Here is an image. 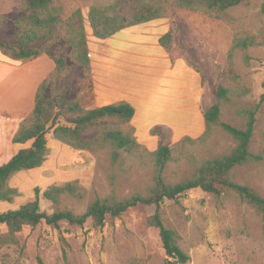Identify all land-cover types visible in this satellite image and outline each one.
Listing matches in <instances>:
<instances>
[{
	"label": "rangeland",
	"instance_id": "374dc122",
	"mask_svg": "<svg viewBox=\"0 0 264 264\" xmlns=\"http://www.w3.org/2000/svg\"><path fill=\"white\" fill-rule=\"evenodd\" d=\"M18 1L0 0L1 42L12 44L15 40L17 28L14 20L20 13ZM111 2L57 0L56 4L62 8L63 19L76 9L81 11L86 39L85 30L91 31L87 18L89 7H104ZM260 3L261 0H246L226 10L219 18L201 11L171 7L169 17L155 19L169 20L170 28H174L170 41L172 52L175 56L188 58L203 75L204 109L214 103L218 85L229 88L231 92L245 90L232 97L230 103L221 105L220 120L239 128L243 127L244 119L236 114L235 108L255 106L263 92L264 15L260 12ZM237 37L254 38V44L245 51L250 58L248 63L244 62L242 50L231 49ZM37 46L63 57L67 67L66 72L55 77L51 90L48 86L45 88V98L65 87L64 95L68 100L87 108L82 101L80 87L86 83L84 77L88 70L70 57V45L63 31L58 30L52 39L41 40ZM192 112L193 109H187L186 120L173 124L179 139L175 142L189 137L180 136L183 132L192 139H201L194 144L184 142L176 149L179 161L165 168L163 175L167 181H177L191 173L186 153L196 159H206L227 154L235 146L234 139L219 127L214 126L207 135L197 134L194 130L197 122ZM255 119L250 142L252 152L264 148V102L258 106ZM124 130L131 133L129 127ZM98 134V128L89 127L81 138L86 140ZM46 138L48 151L45 161L38 168L17 172L8 179V185L17 193L10 202L0 201V213L17 209L32 199L35 188L39 189L41 211L70 210L78 214L95 198L114 196L123 199L151 183L152 164L146 158L126 157L120 178L111 187L95 156L71 148L51 133ZM164 142L165 145L174 143ZM151 143L150 147H154ZM98 155L103 162L105 152ZM231 179L251 187L264 197V159L235 167L231 171ZM66 182L76 183L78 197L63 195L57 204L42 197L47 187ZM155 210L153 205H138L119 217H107L101 229H93L89 222L83 226L60 223L58 227L45 224L25 227L16 234L17 244L0 247V264H163L167 256L158 232L146 224ZM158 211L164 226L174 231L177 244L189 255L186 264H264V217L241 201L233 191L224 190L215 195L193 189L176 199H165ZM4 230L1 227V231Z\"/></svg>",
	"mask_w": 264,
	"mask_h": 264
},
{
	"label": "trees",
	"instance_id": "16d2710c",
	"mask_svg": "<svg viewBox=\"0 0 264 264\" xmlns=\"http://www.w3.org/2000/svg\"><path fill=\"white\" fill-rule=\"evenodd\" d=\"M56 1L19 0L17 8L23 15L14 20L17 28L15 43L0 41V52L11 60H29L45 53L55 64L51 77L44 80L36 91L33 110L19 123L12 137V143L19 145V149L6 163L0 165V201L10 202L17 193L16 189L7 183L13 174L38 168L45 161L48 133L71 148L87 151L95 156L111 187H114L120 178L126 157L149 160L152 164L151 183L142 191L123 199L114 196L95 198L78 214L70 210H55L51 213L41 211L39 189L35 188L32 199L17 209L0 213V247L17 244L16 234L25 227L34 228L38 224L58 227L60 223L83 226L89 222L93 229H101L107 217H119L126 210L138 205H153L156 210L147 218L146 224L158 232L162 249L167 256L163 264H186L190 259L189 255L177 244L174 231L164 226L158 211L160 203L165 199H176L193 189L215 195L224 190H231L241 201L249 204L257 214L264 217V197L251 187L231 179V171L235 167L264 159V148L256 152L250 151L255 114L258 106L264 102V80L263 92L255 106L235 108L236 114L244 119L241 128L221 121L220 113L223 102L230 103L232 97L239 96L245 90L231 92L229 88L217 86L214 103L203 112V135L209 134L214 126L219 127L234 139L235 146L227 154L206 159H196L192 154L186 153L191 173L177 181H167L163 175L165 168L170 163L179 161L176 149L184 142L194 144L201 138L184 137L172 145L160 144L155 150L149 151L139 144L133 135L130 119L134 111L129 104L118 102L103 107L84 108L78 102L65 97V87L45 98V88L48 86L51 90L55 77L66 72L67 67L63 57L56 56L47 49L32 48L30 45L49 37L52 39L58 30H62L70 45V57L84 69L89 68L81 11L76 9L63 19L62 8ZM244 1L246 0H112L108 6H90L87 18L93 36L106 39L121 29L167 18L171 7L201 11L210 17L219 18L226 10ZM260 12L264 15V0H261ZM173 35L172 27L159 39L160 44L169 48ZM253 44L252 37H237L233 40L231 49L242 50L244 62L248 63L250 58L245 51ZM172 56L176 57L173 52ZM189 63L197 69L192 61ZM89 127L98 128L99 134L94 138L82 139L81 135ZM127 127L131 128V133L125 132L124 128ZM101 151L105 152L103 162L98 155ZM77 190L75 182H66L63 185L47 187L42 192V197L57 204L63 195L78 197ZM1 227L5 230L1 231Z\"/></svg>",
	"mask_w": 264,
	"mask_h": 264
},
{
	"label": "crops",
	"instance_id": "0c3cea01",
	"mask_svg": "<svg viewBox=\"0 0 264 264\" xmlns=\"http://www.w3.org/2000/svg\"><path fill=\"white\" fill-rule=\"evenodd\" d=\"M22 15L20 12L18 17ZM169 28V20H152L106 39L85 30L89 68L86 83L80 87L82 101L87 108L129 104L134 111L130 119L133 135L149 151L165 144L163 141L179 140L173 124L186 120L187 109L194 110L195 132L200 135L205 130L203 75L188 58L173 57L171 47L160 44ZM37 43L30 47L38 48ZM54 69L45 53L29 60H11L0 52V165L19 149L12 137L33 110L38 87ZM185 134L180 136L190 137Z\"/></svg>",
	"mask_w": 264,
	"mask_h": 264
}]
</instances>
